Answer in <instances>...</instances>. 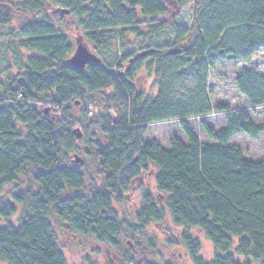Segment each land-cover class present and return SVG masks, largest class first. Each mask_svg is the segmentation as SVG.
Returning a JSON list of instances; mask_svg holds the SVG:
<instances>
[{
	"label": "trees",
	"instance_id": "16d2710c",
	"mask_svg": "<svg viewBox=\"0 0 264 264\" xmlns=\"http://www.w3.org/2000/svg\"><path fill=\"white\" fill-rule=\"evenodd\" d=\"M1 1L32 15L47 4L62 8L60 14L74 15L85 40L101 50L114 41L106 32L154 23L172 3L182 2ZM11 24L9 14L0 11V40L7 42L2 57L11 51L14 61L5 63L4 71L18 70L0 81V191L21 176L36 189L15 186L9 201L0 198L1 262L67 264L48 221L53 215L127 264L139 249L132 238L167 218L177 228L199 230L211 243L213 257L206 262L200 242L185 231L180 235L192 264H264V161L246 159L231 143L236 135L264 138V121L253 117L264 108V78L249 70L235 77L245 98L236 109L212 107L207 91L208 73L220 62L247 63L264 51V0H197L191 27L173 26L176 43L190 33L193 38L180 49L155 50L149 64L130 56L77 70L68 63L75 48L51 20L8 29ZM145 67L156 78L153 97L136 83ZM183 85L189 86L186 92ZM212 113L225 115V127L214 130L201 121L211 142L204 143L186 120ZM168 122L178 123L185 143L172 137L167 150L145 141L149 126ZM76 154L93 162L96 179L87 182ZM150 167L155 193L141 192L133 218H120L114 205L126 201L134 180ZM16 215V224L7 221Z\"/></svg>",
	"mask_w": 264,
	"mask_h": 264
},
{
	"label": "rangeland",
	"instance_id": "374dc122",
	"mask_svg": "<svg viewBox=\"0 0 264 264\" xmlns=\"http://www.w3.org/2000/svg\"><path fill=\"white\" fill-rule=\"evenodd\" d=\"M197 0H182L181 3H172L169 13L158 19L156 22L141 23L137 27L125 28L106 32L105 36L114 38L111 46L108 49L101 50L94 48L84 38V32L77 26V19L74 15H61L59 7H53L50 4L44 8L41 14L32 15L21 10L14 11L13 4L0 3V11L9 14L12 24L8 29H16L22 24L37 21L43 18H48L53 22L59 31L60 35L67 36L73 45V49L77 43H83L90 52L95 54L101 60L109 63L123 60L124 58L132 56L133 59H146L145 64L151 63L150 55L155 50H173L180 49L182 45L193 38V33L179 43L175 41L173 34V26L191 27L193 10ZM14 7V9H11ZM159 26H163L158 32L153 31ZM119 32H123V38L119 36ZM6 41L0 40V81L4 83L10 75H17L18 70L13 69L11 72L4 71L5 63L13 64V54L11 51L5 52V57H2L3 50L6 48ZM147 68L142 70L136 79L137 86L143 90L147 97H153L156 92V78L153 73H150ZM249 70L256 72L259 76L264 78V51L254 54L250 61L226 63L220 62L214 69L208 73L207 91L211 106L218 103L225 104L231 109L241 107L245 98L238 93L235 87V77L242 71ZM181 90L186 92L189 89L188 85L180 86ZM95 112V111H94ZM250 112V110H248ZM254 120L257 122L264 121V108L257 109L253 114ZM203 121L214 130L225 127V115L212 113L203 118H194L186 120V123L198 136L201 142L211 143L205 136L199 123ZM172 137L181 139L186 142L184 135L177 122H168L155 124L148 127L145 141H157L163 148L169 149V141ZM232 145L239 147L244 157L253 162L264 161V138L260 136L257 140H252L245 135H236L231 140ZM81 162L84 163V172L87 177V182L90 179H96L95 166L90 159H86L82 154H76ZM75 158H73V161ZM78 164V163H77ZM154 173L153 167L149 168L147 173L142 174L135 179L132 186L133 190L128 193L125 198L126 201L121 205H114L120 218L125 217L128 221L133 218L134 211L140 207L141 192L154 191ZM97 185L100 181L97 180ZM17 189L23 191L26 188L36 189L28 177L21 176L15 183ZM3 187L0 191V198L9 201V192L15 187ZM89 190L87 186L86 191ZM21 208L18 207V211ZM18 215L9 218L8 222L16 224ZM55 234L59 249L63 253L67 264H85L87 261L95 264H127L122 262L118 256L109 249L100 245L93 237L78 234L69 230L63 222L56 219L53 215L48 218ZM0 223H5L1 220ZM186 232L192 238L197 239L201 244V257L206 261H211L213 257V248L209 241H207L202 233L197 229H182L173 226L169 218L160 225L151 224L144 232L138 234V237L132 238V243L137 245L139 249L133 252V264H192L188 252L181 244L180 235ZM128 236V235H126ZM123 240L130 238L123 237ZM0 264H5L0 261ZM131 264V263H128Z\"/></svg>",
	"mask_w": 264,
	"mask_h": 264
},
{
	"label": "water",
	"instance_id": "95a60500",
	"mask_svg": "<svg viewBox=\"0 0 264 264\" xmlns=\"http://www.w3.org/2000/svg\"><path fill=\"white\" fill-rule=\"evenodd\" d=\"M61 13L68 14V11L63 10ZM68 63L74 69L83 70L89 64L99 65L101 63V59L90 52L83 43H76L74 52L69 58ZM80 161V159L76 158L77 163H79Z\"/></svg>",
	"mask_w": 264,
	"mask_h": 264
},
{
	"label": "flooded vegetation",
	"instance_id": "af4514ba",
	"mask_svg": "<svg viewBox=\"0 0 264 264\" xmlns=\"http://www.w3.org/2000/svg\"><path fill=\"white\" fill-rule=\"evenodd\" d=\"M77 43V42H76Z\"/></svg>",
	"mask_w": 264,
	"mask_h": 264
}]
</instances>
